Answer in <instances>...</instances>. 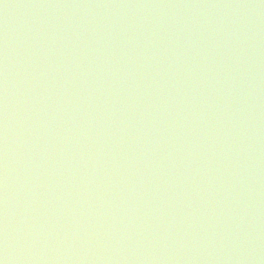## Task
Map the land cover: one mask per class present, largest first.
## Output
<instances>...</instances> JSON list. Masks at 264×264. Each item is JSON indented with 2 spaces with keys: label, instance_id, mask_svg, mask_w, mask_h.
Listing matches in <instances>:
<instances>
[{
  "label": "water",
  "instance_id": "1",
  "mask_svg": "<svg viewBox=\"0 0 264 264\" xmlns=\"http://www.w3.org/2000/svg\"><path fill=\"white\" fill-rule=\"evenodd\" d=\"M3 264H264V0H0Z\"/></svg>",
  "mask_w": 264,
  "mask_h": 264
},
{
  "label": "snow or ice",
  "instance_id": "2",
  "mask_svg": "<svg viewBox=\"0 0 264 264\" xmlns=\"http://www.w3.org/2000/svg\"><path fill=\"white\" fill-rule=\"evenodd\" d=\"M0 264H3V262H2V261H0Z\"/></svg>",
  "mask_w": 264,
  "mask_h": 264
}]
</instances>
